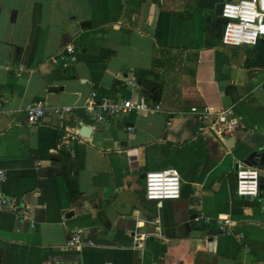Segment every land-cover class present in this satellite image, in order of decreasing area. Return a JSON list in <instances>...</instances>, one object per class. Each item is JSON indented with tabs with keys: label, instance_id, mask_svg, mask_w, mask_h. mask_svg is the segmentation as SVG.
<instances>
[{
	"label": "crops",
	"instance_id": "0c3cea01",
	"mask_svg": "<svg viewBox=\"0 0 264 264\" xmlns=\"http://www.w3.org/2000/svg\"><path fill=\"white\" fill-rule=\"evenodd\" d=\"M224 1L0 0V190L21 207L0 205V264H264V38L222 44ZM92 90L161 109L98 123ZM34 99L70 111L29 125ZM193 106H230L240 127L222 140ZM237 161L260 169L253 200L235 194ZM165 167L180 197L142 203L143 173Z\"/></svg>",
	"mask_w": 264,
	"mask_h": 264
},
{
	"label": "built area",
	"instance_id": "2783aa9c",
	"mask_svg": "<svg viewBox=\"0 0 264 264\" xmlns=\"http://www.w3.org/2000/svg\"><path fill=\"white\" fill-rule=\"evenodd\" d=\"M219 17L223 21L220 40L224 45L255 46L261 38H264V0L224 1ZM129 84L135 85L136 80L131 77ZM88 107L94 111L98 123L115 119L130 112L147 113L161 109L158 101L150 103L143 97L125 98L121 101L111 100L105 96H99L95 90H92L89 95ZM190 110L200 119L205 128L211 130L222 140L233 135L241 124L239 115L230 106L219 109H212L209 106H193ZM69 111V106L49 105L42 99H34L24 108L25 118L29 125L37 124L47 113L61 117ZM127 129L131 131L133 127L128 126ZM65 143L67 144L68 140ZM49 152H54V149H50ZM262 169L264 171V164ZM234 175L237 196L250 200L258 197L260 169L257 166L237 161L234 165ZM4 177L5 173L0 169V180ZM143 192L146 199L157 200V203L163 200L178 199L181 195L179 170L176 167H165L145 172ZM0 205L7 207L12 213L19 214L21 212L19 198L6 195L1 190ZM64 219L65 215L63 214L61 220ZM19 220L21 221L22 217ZM213 222L220 233L229 232L232 227V219L228 216L216 217ZM87 243L91 242L87 241ZM82 244V234L77 230L71 233L66 246L72 248Z\"/></svg>",
	"mask_w": 264,
	"mask_h": 264
},
{
	"label": "water",
	"instance_id": "95a60500",
	"mask_svg": "<svg viewBox=\"0 0 264 264\" xmlns=\"http://www.w3.org/2000/svg\"><path fill=\"white\" fill-rule=\"evenodd\" d=\"M222 7H223V2L217 3V5L215 7L216 15L220 16L221 11H222ZM49 90H56V87H50ZM91 132H92V129L87 125H82L79 129V134L82 136H85V137H88ZM233 142H234V139L232 137H230L229 139H227L226 145L230 146L233 144ZM144 176H145V173H143L142 177L144 178ZM139 199L142 203L150 205V206L155 205L157 203V200L146 199L143 191L140 192Z\"/></svg>",
	"mask_w": 264,
	"mask_h": 264
},
{
	"label": "trees",
	"instance_id": "16d2710c",
	"mask_svg": "<svg viewBox=\"0 0 264 264\" xmlns=\"http://www.w3.org/2000/svg\"><path fill=\"white\" fill-rule=\"evenodd\" d=\"M65 156H66L68 162L71 164L73 159L69 158V154L68 153H65ZM74 175H76V171H74ZM66 183H67V186H68L69 190L72 193V196H75V194L77 192L76 179H71L70 177L66 176Z\"/></svg>",
	"mask_w": 264,
	"mask_h": 264
}]
</instances>
